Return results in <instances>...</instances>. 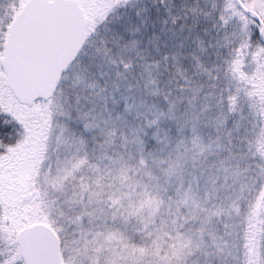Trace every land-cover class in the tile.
<instances>
[{
	"label": "snow or ice",
	"instance_id": "snow-or-ice-1",
	"mask_svg": "<svg viewBox=\"0 0 264 264\" xmlns=\"http://www.w3.org/2000/svg\"><path fill=\"white\" fill-rule=\"evenodd\" d=\"M0 264H264V0H0Z\"/></svg>",
	"mask_w": 264,
	"mask_h": 264
}]
</instances>
